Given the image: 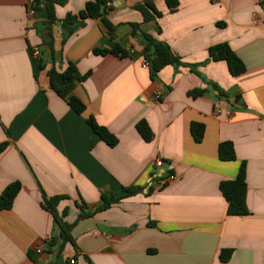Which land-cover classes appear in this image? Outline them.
Wrapping results in <instances>:
<instances>
[{"label": "crops", "instance_id": "obj_1", "mask_svg": "<svg viewBox=\"0 0 264 264\" xmlns=\"http://www.w3.org/2000/svg\"><path fill=\"white\" fill-rule=\"evenodd\" d=\"M62 1L50 30L43 19L31 20L25 0H0V145H8L0 196L21 186L12 207L0 211V264H264L261 0H178L174 11L166 0H105L112 36L98 18L65 40L62 21L91 0ZM148 2L162 16L144 22L134 7ZM144 34L168 45L181 64L153 77L142 63ZM222 43L244 63L243 74L209 57ZM116 45L128 56L94 52ZM70 63L86 76L72 93L83 113L50 87L49 70ZM89 118L118 143L101 140ZM141 121L151 129L149 142L137 130ZM193 123L205 128L200 143ZM224 142L233 144L235 160L219 158ZM242 163L249 214L230 216L219 186L235 180ZM127 188L141 192L99 210L103 194L120 197ZM54 197H61L55 213L45 205ZM84 211L92 216L80 219ZM63 224L73 226L72 242L60 253L50 241ZM223 251L231 252L228 261Z\"/></svg>", "mask_w": 264, "mask_h": 264}, {"label": "trees", "instance_id": "obj_2", "mask_svg": "<svg viewBox=\"0 0 264 264\" xmlns=\"http://www.w3.org/2000/svg\"><path fill=\"white\" fill-rule=\"evenodd\" d=\"M169 10L174 11L178 7V0H166ZM264 4V0H261ZM62 0H36L34 9L36 12V18L43 19L48 29H52L56 23L55 8L58 5H62ZM143 16L144 22L154 21L161 17L162 14L156 9L155 5L151 2L137 5L134 7ZM106 15V1L105 0H91L89 1L84 10L78 14H68L62 21L61 28L64 33V40L67 36L72 35L76 29L82 26L87 19L102 18L109 33L115 31V27L105 18ZM133 34L136 33L139 27L132 25ZM160 31V30H159ZM147 41L145 46V58L149 61L151 67V73L155 77L163 68L169 65H180V58L174 54L171 48L159 41H156L153 37L144 34ZM97 54L106 55L114 54L120 57H127L128 54L120 46L116 45L111 50H95ZM209 57L214 61H225L228 65L229 71L233 76H239L246 70L244 63L241 59L231 50L226 44H218L209 49ZM39 68L42 66L39 65ZM51 89L62 99L67 100L71 109L77 113H83L85 110L84 105L75 97L72 96L75 84L77 81L81 82L86 79V76H81L74 64L70 63L64 71H58L52 68L48 72ZM193 95H200L201 92L193 91ZM89 126L93 131L109 146L114 147L118 140L112 135L107 128L98 125L93 118L87 120ZM137 130L146 142L152 140V132L145 121H141L137 124ZM205 128L202 124L193 123L191 126V133L195 142L200 143L203 140ZM7 143L0 145V156L7 148ZM219 158L222 161H233L236 159L235 149L231 142H224L219 146ZM20 184L14 183L7 187L3 194L0 196V211L8 210L12 207L14 199L20 191ZM220 191L227 202V212L230 216H246L249 214L246 204L247 194V182H246V164L242 163L239 174L235 180L222 181L220 183ZM141 192L139 188H127L123 196L115 197L114 195L103 194V205L99 208L100 211L106 210L111 207L112 204L118 203L121 200L135 196ZM61 197H54L45 201L47 209L52 210L54 213L55 208ZM92 216V213L85 212L80 215V219L88 218ZM72 225L63 224V230L60 237H53L50 241V247H58L61 253L68 242H72L70 237V231ZM230 251H223L220 255L223 261H228L230 258Z\"/></svg>", "mask_w": 264, "mask_h": 264}, {"label": "built area", "instance_id": "obj_3", "mask_svg": "<svg viewBox=\"0 0 264 264\" xmlns=\"http://www.w3.org/2000/svg\"><path fill=\"white\" fill-rule=\"evenodd\" d=\"M35 1L36 0H25L26 7H27V13H28L29 17L31 18V20L36 19V12H35V9H34ZM106 7L110 8L111 7V3H107ZM129 54H133V51L132 50L129 51ZM33 55L35 57L40 56V51L37 48L34 49L33 50ZM142 63H143V67L144 68H149L150 67V63H149V61L146 58L143 60ZM155 98L157 100H159L161 98V93L157 92L156 95H155ZM162 165H163V161L160 160V161L156 162V166L157 167H161ZM174 179H175L174 176L169 177V180H174ZM34 251L37 254H43V247L42 246L35 247ZM72 263H74V262H72Z\"/></svg>", "mask_w": 264, "mask_h": 264}, {"label": "water", "instance_id": "obj_4", "mask_svg": "<svg viewBox=\"0 0 264 264\" xmlns=\"http://www.w3.org/2000/svg\"><path fill=\"white\" fill-rule=\"evenodd\" d=\"M62 263H63V261H62V259H60L59 262H58V264H62Z\"/></svg>", "mask_w": 264, "mask_h": 264}]
</instances>
